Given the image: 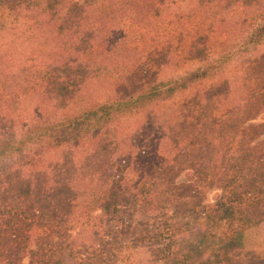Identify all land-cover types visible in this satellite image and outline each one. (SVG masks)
<instances>
[{
	"label": "rangeland",
	"instance_id": "374dc122",
	"mask_svg": "<svg viewBox=\"0 0 264 264\" xmlns=\"http://www.w3.org/2000/svg\"><path fill=\"white\" fill-rule=\"evenodd\" d=\"M12 22V15L2 10L0 23L8 27ZM166 32L163 26L160 30L156 28V38L163 40ZM237 34L239 29L229 34L228 39L236 40ZM148 48L140 59L142 67L129 69L131 75L125 78L117 77L118 74L114 72L115 63L108 62L100 77L109 81V74H115L117 79L112 82V86L109 83L101 86L89 84L86 87L87 83L81 81L84 77L73 65L54 80L53 69L38 67L42 73L34 71V67L43 65V61L32 65L25 62L24 58L20 61L18 59L17 67L24 66L26 69L31 66L35 80L31 81L26 97L20 99V102L8 103L5 110H0V139L18 137L24 126H29L30 121L40 116L72 112L81 102L101 101L107 94L123 98L140 88L142 83L166 78L169 70H146L142 63L150 57H167L168 46L149 45ZM220 49L214 45V59ZM32 50L37 52L39 48L28 47L27 54ZM263 54L264 46L252 57L236 59L228 64L222 73L208 82L198 83L187 91L177 92L165 100H158L152 106L140 108L143 112L137 114V121L141 126L131 132L145 133V138L130 141L123 139L121 145L115 146L119 147L121 155L117 153L113 157L112 169L109 168L104 174V184L111 192L101 202L93 191V181L99 177L98 172L95 175L92 171L101 170L97 164L91 169L83 166V154L75 150L69 155V159L73 156V162H68V156L64 159L63 154L59 160L54 161V143L42 142L29 146L25 152L28 158L33 157L34 153L39 154V158L45 156L44 162L36 170L29 171L22 163L26 161L24 157H15L0 165V175L11 172L14 176L20 171L24 172L33 190L42 194L54 187V175L62 169H76L86 174V177L83 176L84 183L77 186V190H82L80 193L85 195L71 203L64 225L62 222L55 224L42 221L44 217L41 214L34 216L30 210L25 209V197L12 189H2L4 185L0 179V231L7 228L6 232L0 233V242L8 241L11 237H6L10 234L20 233L16 239L24 244L22 250L21 247L9 253L5 250L6 255L14 252L18 264H197L205 259H208L209 264H240L244 261L254 264L257 262L256 255L264 258V110L256 115L253 110L245 124L242 123L239 129L233 131V127H220L232 119V110L215 109L217 102H213L211 97L212 93L221 91L224 78L248 64L252 65ZM123 60L121 58L120 62ZM178 66V71L171 72L169 76L195 68V62L184 64L179 61ZM37 72H40V77H37ZM260 74V71L256 72V80L245 81L244 90L260 85ZM100 77L96 78L99 80ZM216 82H219V88L212 87ZM234 88L232 91H237ZM219 94L224 96L222 103L227 105L228 91ZM261 94L264 106V89ZM210 110H218V113L212 115L213 120L207 118L206 122L211 128L205 131L201 126L207 123L202 124L200 120L202 115L208 117ZM195 116L199 119L198 131L194 130L197 119L193 121L192 117ZM132 118L136 119V116L123 122L119 118L117 123L129 126ZM189 120H192L193 125ZM259 124H263V127L258 128ZM234 132H238L236 144H233ZM205 135L211 136L205 138ZM206 151L213 160L209 163L203 159ZM234 158L240 160L231 162ZM34 171H37L36 178L32 177ZM255 174L256 183L249 184L251 178L255 179L251 177ZM28 185L22 187L23 190ZM122 185L135 196L130 197L126 190L123 193L120 188ZM234 192L241 194L239 204L243 205L234 207L239 209V213L233 211L231 217H228L220 211L216 212L215 204L220 198L228 199L233 206L239 205L233 201L236 200ZM51 201L54 202V197L49 199ZM6 210L12 213L7 215ZM12 214L16 216L12 217ZM54 218L59 219L60 216ZM207 220L210 231L205 239L199 234L200 230L205 231L202 225L207 226ZM251 223L256 227L251 226ZM16 227H19L17 233ZM237 232L242 233L239 237L245 241L244 249L229 246L230 238ZM41 243L44 251L38 247ZM198 246L200 250L195 251ZM2 248L3 244L0 243V250ZM0 254L3 255L4 250ZM198 254H201L200 259Z\"/></svg>",
	"mask_w": 264,
	"mask_h": 264
},
{
	"label": "trees",
	"instance_id": "16d2710c",
	"mask_svg": "<svg viewBox=\"0 0 264 264\" xmlns=\"http://www.w3.org/2000/svg\"><path fill=\"white\" fill-rule=\"evenodd\" d=\"M2 10L12 15L13 22L8 27L0 23V110H5L8 103L20 102V99L26 97L31 81L35 80L31 66L26 69L24 66L17 67L18 59L20 61L24 58L25 62L32 65L39 62L41 64L43 61V65L34 67V71H41L37 69L38 67L53 69L54 80L61 77L67 67L73 65L81 77H84L81 81L87 83L86 87L89 84L101 86L109 83L112 86V82L117 79L115 74L113 76L109 74L108 78H111L109 81L100 77L108 62L115 63L114 72L118 74L117 77L125 78L131 75L129 69L142 67L140 59L149 49V45L168 46L167 57L162 56V59L150 57L142 63L143 69L146 70L149 68L161 69L163 72L169 70L166 78L142 83L139 85L140 88H136L123 98L107 94L101 101L81 102L72 112L70 110L59 115L40 116L37 120L30 121L29 126H24L18 137L0 139V165L9 159L24 157L26 161L22 163L30 172L36 170L38 165L44 162L45 157L39 158V154L34 153L33 157L28 158L25 152L31 145L42 142L54 143V161L59 160L63 154L64 159L68 156V162H73V156L69 159L70 152L75 150L82 153L83 166L91 169L97 164L98 169L102 171L92 170L95 175L98 172L99 176L93 181V191L99 202L111 192L104 184L103 177L109 168L112 169L113 157L117 153L121 155L119 147L115 146L121 145L123 139L130 141L145 138V133L131 132L132 129L141 126L137 121L139 120L137 114L143 112L140 108L152 106L158 100H165L177 92L187 91L198 83L208 82L218 73H222L228 64L235 62L236 59L250 58L264 46V0H0V13ZM161 26L167 31L163 40L156 38L158 35L156 28L160 30ZM238 29L236 40L230 41L228 35ZM214 45L217 48L221 47L215 59ZM28 47L39 50L37 52L32 50L27 54ZM44 50L45 52H42ZM121 58L124 62H120ZM179 61L184 64L195 62V68L169 76L171 72L178 71ZM15 69L17 72H14ZM259 71L261 74L264 73V54L252 65L248 64L235 74L224 78L221 91L212 93L213 102H217L215 109L232 110L230 115L234 114L232 119L220 127L226 129L233 127L234 131L239 129L242 123L245 124L253 110L255 115L264 110L260 99V96H263L261 91L264 89V76L260 74V85L244 90L245 81L256 80L254 75ZM106 72L110 73L108 70ZM39 74L40 72H37V77H40ZM218 83H214L212 87L219 88ZM233 87H236L234 89L237 91H232ZM227 91L229 101L226 105L222 103L224 96H220L219 93ZM218 110H210L208 117L202 115L200 122L206 124L209 117L213 120L212 115L217 114ZM134 115L136 119L132 118L129 126L117 123L119 118L123 122ZM194 118L197 119L194 130L198 131L199 119L195 116L192 117L193 121ZM189 121L193 125L192 120ZM257 126L260 128L263 124ZM201 127L205 131L211 128L208 123ZM237 135L238 132H234L233 144H236ZM131 136L134 138H130ZM208 136L211 135L204 137ZM108 155L111 157L107 158ZM240 156H243V153L242 155L240 153ZM199 159L198 156L197 160ZM203 159L207 163L213 161L208 151L205 152ZM236 160L240 159L234 158L231 162ZM19 168L23 170L22 166ZM36 172H33V178L37 177ZM24 174L20 171L14 176L11 172L0 175L4 185L2 189H12L17 194L21 193L25 197V209L30 210L34 216L41 214L44 217L42 221L55 224L62 222L64 225L71 203L85 195L80 193L82 190H77V186L84 183L83 176L86 177V174L76 169H62L54 175L56 177L54 187L44 192L45 194L34 191ZM251 177L255 179L251 178L249 184L256 183V174ZM26 184L29 185L23 190L22 187ZM120 188L123 193L125 190L126 193L129 192L130 197L135 196L125 185ZM233 196H236V200L233 201L239 204L241 194L234 192ZM53 197L54 202H49ZM45 202V205L36 207ZM215 205L216 212L220 211L224 216L231 217L233 211L239 213V209L234 207L243 204L233 206L229 204L228 199L220 198ZM248 208L253 209L252 206ZM45 209L46 212L42 213ZM11 213V210H6L7 215ZM13 216L16 215L12 214ZM54 216L60 218L56 219ZM205 225L207 226L202 225L205 231L200 230L199 235L206 239V234L210 231L208 220ZM251 226L256 227L253 223ZM6 229L0 233L6 232ZM11 230L12 227L10 233ZM18 230L19 227H16V233ZM19 234H10L6 237H11L8 241L0 242L3 244L0 252L4 250V254H0L2 256L0 264H18L15 253L6 255L5 250L9 253L16 248L23 249V242L16 239L19 238ZM240 235L242 236V233L237 232L231 237L229 246L244 249L245 241L239 237ZM38 247L42 249L44 245L41 243ZM197 250H200L199 246L195 248V251ZM256 256L257 262L254 264H264V258L259 254ZM200 258L201 254H198V259ZM197 264H209L208 259L200 260ZM240 264L253 263L244 261Z\"/></svg>",
	"mask_w": 264,
	"mask_h": 264
}]
</instances>
